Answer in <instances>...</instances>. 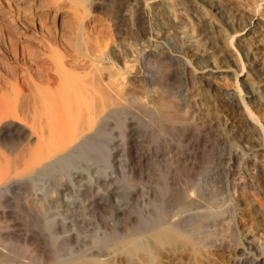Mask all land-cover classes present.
Segmentation results:
<instances>
[{
    "label": "bare ground",
    "instance_id": "1",
    "mask_svg": "<svg viewBox=\"0 0 264 264\" xmlns=\"http://www.w3.org/2000/svg\"><path fill=\"white\" fill-rule=\"evenodd\" d=\"M56 1L18 0L43 12ZM66 1L67 12L72 6L69 20L65 19L68 22L60 21L51 32L41 25L40 18L36 27L30 21L26 26H34L31 32L36 37L24 34L26 46L3 50L10 55L9 62L0 63V264H220L221 252L227 256V264H264L263 221L255 220L262 228L242 233L233 214L234 206H240L238 181L242 176L238 169H261L263 173L249 181L256 191H264V163L255 157L264 153L263 19L248 14L249 10L245 13L238 0H187L198 27L196 36L182 44L183 55H158L155 44L133 42L135 46L127 49L120 41L125 39L127 21L131 32L133 24L148 18L141 0H115L120 4L119 13L107 12L114 26L113 47L88 31L86 19L94 0ZM164 1L145 0L154 21L159 22L167 12ZM179 1L168 2L179 5ZM172 27L151 29L164 34ZM224 28L230 30L228 38L222 34ZM232 38L233 51L228 49ZM162 64L179 70L188 83H193L192 73L198 74L202 86L227 104L242 131L233 137L238 128L234 125V131L227 128L223 134L200 126L207 141L214 142L209 151L217 154L214 162L219 166L199 167L195 160L180 159L179 167L188 173L185 179L183 172L185 181L180 187L170 179L175 170L171 149L165 150L160 143L165 127L177 132L190 130L186 127L190 110L184 109L188 102L181 107L166 90H161L159 97L147 96L145 85L156 79ZM224 64L232 68L227 70L230 73H222L226 72ZM243 70L245 76L239 78ZM248 76L253 81L248 82ZM226 79L239 87L229 90ZM194 128L189 131L191 137H198L195 129L199 128ZM235 137L242 138V144ZM83 160L91 162L99 175L84 173L82 168L72 179L56 176L58 180L47 195L35 193L34 177L67 172ZM74 187V198L64 200V193ZM11 188H21L20 195L15 193L20 197L24 191L23 198H18L21 214L8 206ZM87 226L93 231L85 240L79 231L85 228L80 232L86 235ZM37 239L43 240L42 249L32 246V240L36 244Z\"/></svg>",
    "mask_w": 264,
    "mask_h": 264
},
{
    "label": "rangeland",
    "instance_id": "2",
    "mask_svg": "<svg viewBox=\"0 0 264 264\" xmlns=\"http://www.w3.org/2000/svg\"><path fill=\"white\" fill-rule=\"evenodd\" d=\"M59 1L60 0H58V1H56V3H55V5L53 4V5H51V7H49L47 10H44V12L43 11H36V9H30V7L29 6H27V4L25 3H19L18 2V0L16 1V0H0V63L1 64H5V63H7V62H9V55H10V53H8L7 55L4 53V51L3 50H5V49H8V48H10V49H14V48H18L19 46H26V42L24 41V34H25V36H32L33 35V33L31 32L32 31V29H34V26L32 27V26H29V27H27L26 26V24L28 25V22L30 23V21H33V23L35 24V27L36 26H38V24L36 23V20L38 19V18H40L41 19V25L45 28V29H47L48 31H51V32H53V31H55L57 28H58V25H59V23H60V21H64L65 19L66 20H69V17H67L68 15V13H69V16H70V11H71V7H70V9L68 10V12H67V8L66 7H68L69 5H67V4H70L68 1H66V0H61L60 1V3H59ZM62 1H64V3L62 2ZM67 2V4H66V2ZM95 1V2H94ZM93 1V3L91 4V6H90V8H89V15H88V17H87V19H86V24H87V28H88V31H90L89 33L91 34V35H95V34H97L96 36L97 37H99L100 38V40H101V42L102 41H109V46L111 45L112 47L113 46H115V42L114 41H112V40H114L115 39V35H112V34H115V32H114V26H112V21H110L111 19L108 17L109 16V13L111 12V9H112V13L115 11L116 13L118 12V9H119V6H118V4H119V2L118 1H115V0H94ZM98 1V2H97ZM144 1V2H143ZM167 1V0H166ZM166 1H164L165 2V4L168 6H166L167 7V12L165 13V15H164V17L161 19H159V22L158 21H154V19L152 18V14H153V12H152V9H150V5L149 4H145L144 5V3H146L145 2V0H141L140 2H141V4H143V6H145L144 7V10H145V12H146V14H147V16H148V18H145V19H143V20H139L138 21V23L137 24H133V26L134 27H132L131 26V29H133V30H131V32H130V29H128L129 27H128V24H129V21H127L126 22V26H124L123 27V29L125 28H127V32H126V30L125 31H123V29H122V34H124L125 32V34H126V36L124 35V38L125 39H123V37H122V39L120 40L121 41V43H122V47L123 48H127L128 49V45L130 46H135V45H137L139 42L141 43H144V41H145V44H148V45H152V44H155L156 45V47L157 48H155V52H157V53H159L158 55H161V54H164V53H167V52H173V53H179V54H181V55H183L184 54V52L182 51L183 49H182V44H184V43H186L187 41H189L191 38H193V36H196V34H197V30H198V27L196 26V25H194V24H196L195 23V21H194V19L192 18V15H191V12H192V9H191V7L189 8V6H190V4H189V2H187V0H180L181 1V3H180V1H179V5L178 4H174L173 2H168V1H170V0H168L167 1V3H166ZM172 1V0H171ZM183 1V2H182ZM242 1V2H241ZM247 1V2H246ZM260 1V2H259ZM62 2V3H61ZM97 2V3H96ZM238 3H239V5H240V7H242V9L243 8H245V13H247L248 12V10H249V12H248V14H250L251 12H253L252 14H256L255 16H257V17H261L260 19L262 20L263 19V21H264V0H245V2L243 1V0H238L237 1ZM170 3H172V5L173 6H171V4ZM245 3H247V4H245ZM60 4V5H59ZM61 4H62V6H61ZM64 4H66V5H64ZM95 4V5H94ZM101 4V5H100ZM181 4V5H180ZM71 5V4H70ZM97 5V6H96ZM120 5V4H119ZM179 7H178V6ZM183 5V6H182ZM243 5V6H242ZM57 6V7H56ZM66 6V7H65ZM110 6H111V8H110ZM247 6V7H246ZM14 7V8H13ZM54 7H56V9L54 8ZM59 7V8H58ZM63 7H65L64 9H63ZM106 7V8H105ZM254 7H255V9H254ZM9 8H10V10H9ZM16 8V9H15ZM102 8H104V9H102ZM115 8V9H114ZM91 9V10H90ZM101 9V10H100ZM109 9V10H108ZM171 9V10H170ZM257 10V11H256ZM91 11V12H90ZM102 11V12H101ZM247 11V12H246ZM7 12V13H6ZM17 12V13H16ZM19 12V13H18ZM22 12V13H21ZM104 12H106V13H104ZM107 12H109L108 14H107ZM114 12V13H115ZM261 12V13H260ZM11 13V14H10ZM40 13V14H39ZM113 13V14H114ZM119 13V12H118ZM8 14V15H7ZM23 14V15H22ZM66 14V15H65ZM150 14V15H149ZM260 14V15H259ZM42 15V16H41ZM107 16V18H106V16ZM190 16V17H189ZM19 17V18H18ZM216 18V17H215ZM43 19V20H42ZM63 19V20H62ZM147 19V20H146ZM193 19V20H192ZM65 20V22H68V21H66ZM163 20H164V22H163ZM218 19H216L215 20V22H216V24L217 25H219V26H222L221 25V22H220V20H218ZM148 21H150L151 23H152V25H151V23L150 22H148ZM154 21V22H153ZM173 21V22H172ZM107 24H106V23ZM110 22V23H109ZM141 22V23H140ZM146 22V23H145ZM148 22V23H147ZM156 22V23H155ZM158 22V23H157ZM163 22V23H162ZM170 22V23H169ZM175 22V23H174ZM220 22V23H219ZM145 23V24H144ZM155 23V25H153ZM161 25H160V24ZM168 23V24H167ZM192 23V24H191ZM37 24V25H36ZM44 24V25H43ZM111 24V25H110ZM176 24V25H175ZM178 24V25H177ZM138 25V26H137ZM164 25V26H163ZM166 25V26H165ZM168 25V26H167ZM170 25H173V27L172 28H170V29H165V33L164 34H157V32L154 30H152L151 28H154V27H160V28H163V27H169ZM180 25H181V27H180ZM194 25V26H193ZM13 26V27H12ZM142 26V27H141ZM177 26V27H176ZM31 27V28H30ZM136 27H138L137 29H139V30H137L136 29ZM150 27V28H149ZM92 30H90V29ZM109 28V29H108ZM135 28V29H134ZM148 28V29H147ZM156 28H154V29H156ZM141 29L143 30V31H141ZM149 29H150V32H148L149 31ZM178 29H180V30H178ZM226 28H224L223 30L221 29V31H222V34L223 35H225L226 37L225 38H228V34L230 33V30L229 29H226ZM113 32H112V31ZM129 30V31H128ZM134 30L137 32L138 31V35H137V33L136 32H134ZM147 30V31H146ZM225 30V31H224ZM10 31V32H9ZM152 31L154 32L153 33V36H152ZM176 31V32H175ZM178 31V32H177ZM92 32H94V33H92ZM155 32H156V34H155ZM136 33V34H135ZM151 33V34H150ZM167 33V34H166ZM15 34H16V36H15ZM111 34V35H110ZM166 34V35H165ZM109 35H110V38H112V39H110V38H108L109 37ZM143 35V36H142ZM150 35H151V38H150ZM149 36V37H148ZM159 38H158V37ZM181 36V37H180ZM18 37V38H17ZM32 37H36L35 35H33ZM133 37V38H132ZM143 37L144 38H147V39H149V40H144L143 39ZM157 37V38H156ZM161 37H163V38H161ZM191 37V38H190ZM11 38V39H10ZM99 38H97L98 40H99ZM114 38V39H113ZM132 40H131V39ZM154 38H155V40H154ZM186 38V39H185ZM16 39V40H15ZM136 39H138V40H136ZM180 39V40H179ZM182 39V40H181ZM185 39V40H184ZM187 39H189V40H187ZM11 40V41H10ZM99 40V41H100ZM124 40H126V42L124 41ZM141 40V41H140ZM175 40V41H174ZM184 40V41H183ZM221 40H222V38H221ZM221 40L220 39H218V43H219V45L221 44L222 45V43H221ZM233 40V41H232ZM232 40H231V44L232 45H230V47H228V45H226L227 47H228V49H234V45H233V43L235 42V38H232ZM131 41V42H130ZM12 42V43H11ZM113 42V43H112ZM130 42V43H129ZM135 43V45H134V43ZM149 42V43H148ZM175 42V43H174ZM180 42H181V44H180ZM19 43V44H18ZM120 43V44H121ZM128 43V44H127ZM131 43H133V44H131ZM137 43V44H136ZM177 43V44H176ZM16 44V45H15ZM21 44V45H20ZM114 44V45H113ZM124 44V45H123ZM226 44V43H225ZM7 45V46H6ZM158 45V46H157ZM6 46V47H5ZM27 46H29V47H31V45H27ZM24 48V47H23ZM10 49H8V50H10ZM157 49V50H156ZM158 49H160V50H158ZM165 49V50H164ZM171 49H173V50H171ZM180 49V51L178 52V50ZM230 49V50H231ZM161 51V52H160ZM231 51H233V50H231ZM164 52V53H163ZM186 54V53H185ZM234 56L236 57V55L234 54ZM233 56V57H234ZM7 58V59H6ZM11 58V57H10ZM236 59V58H235ZM236 60H238V57H237V59ZM2 61V62H1ZM163 65V64H162ZM149 67H151V65H149ZM227 67V68H226ZM172 68V67H171ZM167 69V70H166ZM190 69V68H189ZM191 71H194V68L193 67H191ZM223 69L224 70H226V72L225 71H223L222 73H230L231 71H227L228 69L229 70H231L232 68H229L228 66H225V64L223 65ZM164 70V71H163ZM172 70H174V71H172ZM245 70H247L246 68H245ZM245 70H243V72H239V74H241L240 76H239V78H244V74H245ZM163 72V73H162ZM171 72V73H170ZM165 73V74H164ZM173 73V74H172ZM176 73V74H175ZM159 74V75H158ZM158 74L156 75V79H154V80H152L149 84H147V85H145L146 87H147V90H146V92L148 91V93L149 94H151L150 96H149V94L148 93H146V95L148 96V97H152V96H154V97H159V96H161L162 94H161V90H166L167 91V93H169V94H171L170 95V98L171 99H175V103L177 102H179L178 103V105H180L181 103L182 104H185V103H187V104H189V106L187 105V104H185V106L187 105V107H184V105H182L183 107H184V109H186L187 111L188 110H190V113L188 114V112L186 113V114H188L187 115V117H188V119H189V121L187 122V121H185V123H186V127L188 128L189 126H190V130L189 131H191V130H193V128H194V126H196L197 124V126L198 127H195V128H199L198 130H199V132H198V130L196 131V129H195V132L196 133H198L199 135H200V137H199V135H198V137H196V136H192L191 137V132H180V130H179V132H177L178 130H172V131H174V132H172L171 130H170V128L168 129V128H166L165 127V130L164 131H166V132H164L163 131V139L161 140L162 142L160 143V145H161V147L163 148L164 147V149L166 150V149H171V150H169V153L171 154L170 155V157H171V162H172V165H173V167H175V170L174 171H172V172H170V179H172V178H174L173 179V181L175 182L176 181V183H178V184H176V185H178L179 187L181 186L180 185V183L181 184H183L184 183V181H185V179H187V176H188V173H187V171L186 170H183L182 171V168L181 167H179L180 165V163L182 162H180V159H185V158H187L188 160L190 159V161L192 162V161H194L195 160V162L197 163V165L199 166V167H205V166H213V163H214V166H216V168L215 167H213V168H215V169H217L218 168V164H216L215 162H216V160H215V157L217 156V154H216V156H215V153H213V151H212V149H210V151H209V148H211L213 145H214V142H211V140L209 141H207V135L204 133V131H202L203 129L202 128H210L214 133H224L225 132V129H231V130H233V127H238L237 129H236V131H235V133H233L232 135H233V137L234 136H237V137H239V135L242 133V131H241V127H239L238 126V124H236V122H235V120H234V118H232V115H231V112L229 111V107H228V109H227V104H225L224 105V103L222 102V100L218 97L219 95L218 94H214V92L213 91H211V90H209V88H206L205 86H202V83L200 82V79L198 78V74H195V73H192V78H194L193 79V83H188V82H185V81H183V77H181L182 76V74H181V72L179 71V70H176L175 68H173V69H170V68H167V67H165V65H163V66H160V72H158ZM178 74V75H177ZM167 77V78H166ZM174 77V78H173ZM162 79V80H161ZM252 78H249V76H248V82H250V81H253V80H251ZM157 80V81H156ZM182 80V81H181ZM231 80V81H230ZM155 81V82H154ZM159 81V82H158ZM164 81V82H163ZM226 81H228L227 83H228V88H229V90L230 89H237V87H239V85H233V83H232V79H226ZM168 82V83H167ZM195 82V83H194ZM152 83V85H150ZM156 83V84H155ZM181 83H182V85H181ZM198 83V84H197ZM136 85H137V83H135ZM139 84V83H138ZM158 84V85H157ZM161 84V85H160ZM164 84H165V87H164ZM192 84V85H191ZM230 84H232V85H230ZM238 84V83H237ZM139 85H141V86H144V85H142V84H139ZM160 85V86H159ZM196 85V86H195ZM169 86V87H168ZM161 89H160V88ZM173 87V88H172ZM187 87H189V88H187ZM149 88V89H148ZM165 88V89H164ZM170 88V89H169ZM182 88V89H181ZM188 90H187V89ZM144 89H146V88H144L143 87V90ZM152 89V90H151ZM158 89V90H157ZM207 89V90H206ZM239 89V88H238ZM139 90H141V89H139ZM138 90V91H139ZM151 90V91H150ZM183 90V91H182ZM145 91V90H144ZM155 91V92H154ZM178 91V92H177ZM152 92V93H151ZM188 93H189V95H188ZM212 93V94H211ZM154 94H156V95H154ZM161 94V95H160ZM176 94V95H175ZM191 94H193V95H191ZM183 95H184V98H183ZM174 96V97H173ZM186 96V97H185ZM194 96V97H193ZM180 99H179V98ZM188 97V98H187ZM200 98V99H199ZM177 99H178V101H177ZM189 100V101H188ZM221 100V101H220ZM186 101V102H185ZM193 102V103H192ZM219 104H218V103ZM197 103V104H196ZM217 103V104H216ZM221 103V104H220ZM180 105V106H181ZM181 106V107H182ZM195 106V107H194ZM193 107V108H192ZM216 107V108H215ZM223 107V108H222ZM251 108L253 109V111L255 110V108H253L252 106H251ZM216 109V110H215ZM229 111V112H226V111ZM199 111V112H198ZM202 111V112H201ZM223 111V112H222ZM256 111V110H255ZM225 112V113H224ZM206 113V114H205ZM216 113V114H215ZM227 115V116H226ZM189 116L192 118H189ZM200 116V117H199ZM231 116V117H230ZM187 119V120H188ZM194 119V120H193ZM193 120V121H192ZM191 121V122H190ZM190 123V124H189ZM201 123V124H200ZM194 125V126H193ZM234 125V126H233ZM193 126V127H192ZM200 126H201V129H200ZM203 126V127H202ZM217 126V127H216ZM231 126H233V127H231ZM221 127V128H220ZM192 128V129H191ZM213 128V129H212ZM216 128V129H215ZM202 132H201V131ZM216 130H218V132L216 131ZM216 131V132H215ZM234 131V130H233ZM177 132V133H176ZM176 135H175V134ZM179 133V134H178ZM184 133V134H183ZM204 133V134H203ZM240 133V134H239ZM164 134H166V135H164ZM171 134V135H170ZM239 134V135H238ZM170 135V136H169ZM166 136V137H165ZM161 137H162V135H161ZM188 137V138H187ZM237 137H235L236 139H237ZM243 137H245V136H242V138ZM166 138V139H165ZM172 138V139H171ZM175 138V139H174ZM242 138H241V141H239L238 139H237V141H239V143L241 142V144H242ZM188 139V140H187ZM165 140V141H164ZM213 141V140H212ZM179 142V143H178ZM196 142V143H195ZM192 143V144H191ZM211 143V144H210ZM165 144V145H164ZM213 144V145H212ZM182 145V146H181ZM185 146V147H184ZM168 147H170V148H168ZM182 147V148H181ZM206 147V148H205ZM215 147V146H214ZM179 148H181V150L179 149ZM199 148V149H198ZM203 148H205V149H203ZM205 152H204V151ZM208 150V151H207ZM216 150V149H215ZM175 151V152H174ZM182 151V152H181ZM198 151V152H197ZM203 153H202V152ZM206 151H207V153H206ZM180 152H181V154H180ZM211 152V153H210ZM185 154V156H184V154ZM213 153V154H212ZM259 153V154H258ZM257 153V155L258 156H255L256 158H258V160H259V163L261 164V163H264V153L263 152H258ZM180 154V155H179ZM206 154V155H205ZM202 155H204V156H202ZM210 155V156H209ZM212 155V156H211ZM214 155V156H213ZM250 155V157H254L253 156V154L251 155V154H249ZM184 156V157H183ZM187 156V157H186ZM189 156V157H188ZM194 157V158H193ZM193 158V159H192ZM214 160H215V162H214ZM175 161V162H174ZM177 161H179L178 163H177ZM213 161V162H212ZM83 162H85V163H83ZM83 162H79V164L77 163L75 166H73V167H75L74 169H73V167L69 170V171H62L61 170V172L60 171H54V172H52V173H50V172H47V174H46V172L45 173H42V174H40L41 175V177H39L40 175H37L38 176V178H37V176L36 177H34L33 179V181H32V183L34 182L35 184H34V187L36 186V188H38L36 191H35V189H31V191L30 192H32V193H34V191H35V193H38V195H43V193H44V195H47V193H48V191L50 190H52L53 189V187L55 186L54 185V182H55V180H58V178L60 177V179H68V177L69 178H74V172L75 171H79L80 169L82 170V168H83V171L82 172H84V173H86L87 172V174H88V172H89V174L90 175H93L94 176V174H95V176H97V175H99V173L98 172H96L95 171V166L91 163V162H87V160H83ZM90 163V164H89ZM81 164V165H80ZM174 164H175V166H174ZM80 165V166H79ZM77 166V167H76ZM80 167V168H79ZM77 168H79V169H77ZM75 169H77V170H75ZM214 169V170H215ZM80 170V171H81ZM88 170V171H87ZM181 170V171H180ZM238 170H240V174H241V180L239 179V183L238 184H240V185H238V189H239V191H238V193H239V196H238V203L240 204V206L239 205H236V206H234V208H233V214H234V219H235V223H238L237 225L241 228L240 230H241V232L242 233H246L247 231H249V229H255L256 227H258V229L262 226V227H264V216L263 217H260L259 219L257 218V216L259 217V213H263L264 212V207H262V206H264V202H261V201H264L263 199H264V191H260V190H258L257 188V191L255 190V185H254V183L252 182V181H249L252 177H255V176H257V175H259V174H257V173H260V171H261V169H258L257 167H256V169H251L250 170V168L249 169H238ZM94 171H95V173H94ZM184 171H186V172H184ZM57 172H58V174H57ZM60 172V173H59ZM70 172V173H69ZM72 172V173H71ZM186 173V175L184 174V173ZM239 172V171H238ZM49 173V174H48ZM53 173H54V175H53ZM62 173H63V175H62ZM177 173V174H176ZM183 173V174H182ZM263 173V171H261V174ZM45 174V175H44ZM57 174V175H56ZM97 174V175H96ZM59 175H61V176H63V178H61V176H59ZM65 175L67 176V177H65ZM184 175H185V179H183L184 178ZM49 176V177H48ZM58 178H57V177ZM52 177V180L50 179ZM38 180H37V179ZM55 178V179H54ZM176 178V179H175ZM244 180H243V179ZM59 179V180H60ZM52 182H51V181ZM218 180V179H217ZM242 183H241V182ZM51 182V183H50ZM183 182V183H182ZM257 182V181H256ZM243 183H245V184H243ZM248 183H250V184H248ZM44 184V185H43ZM254 186V188H252ZM44 188V189H43ZM46 188V189H45ZM75 188L76 187H74V188H72L73 190H71V192L69 193V194H67V193H64V194H66V195H68L67 197L68 198H66V195L65 196H63V199L64 200H66V199H69V200H71V199H73L74 197V190H75ZM244 188V189H243ZM12 192H9V194L11 193V195L13 196L14 195V197H12L11 195H9V201L8 202H10V204L8 203V206H10L11 208H15L14 210H16V211H19L20 212V210L19 209H21V203H20V201L18 200V198L20 199L23 195H22V193L24 194V191H22V193H21V197L20 196H18V195H20V193H19V190L21 191L22 189L21 188H18V189H15L14 188V190L11 188L10 189ZM40 190V191H39ZM243 190V191H242ZM252 190V191H251ZM15 191V192H14ZM46 191V192H45ZM244 191H245V193H244ZM250 191V192H249ZM259 191V192H258ZM39 192H40V194H39ZM253 192H254V194H253ZM18 194V195H16V194ZM46 193V194H45ZM238 193H237V195H238ZM262 195H261V194ZM225 195V194H224ZM246 195V196H245ZM253 195V196H252ZM16 196H17V199H16ZM258 196V197H257ZM260 196H261V198H260ZM31 197V196H30ZM30 197L28 198V200L30 199ZM23 198V197H22ZM32 198V197H31ZM253 198H254V200H253ZM259 198L261 199V200H259ZM16 199V200H15ZM255 199H256V201H255ZM257 199H258V201H257ZM30 200H34V198H32V199H30ZM30 200H29V202H30ZM68 200V201H69ZM34 202V201H33ZM6 203V204H7ZM18 203H20L19 205H18ZM32 203V202H31ZM260 203H263V204H261L260 205ZM259 204V205H258ZM18 206H20V208H18ZM248 207H251V208H248ZM18 208V209H17ZM243 208V209H242ZM252 209H254L255 210V212H256V214H255V216L252 214V212H251V210ZM253 210V211H254ZM260 212H259V211ZM15 211V215H20L21 214V212H20V214L18 213V212H16ZM100 212V211H99ZM99 212H97V213H95V214H97V215H99L98 213ZM106 213H107V211H106ZM264 214V213H263ZM252 215H253V217H255V218H253L252 217ZM21 216V215H20ZM20 216H18L17 217V219L18 218H20ZM244 219H243V218ZM22 218V217H21ZM263 218V219H262ZM257 219V220H256ZM258 221L259 220V223L261 222V221H263V222H261L260 223V225L261 224H263V225H259V226H256V224H258V222H256V221ZM252 221V222H251ZM251 222V223H250ZM24 226V225H23ZM85 226V225H84ZM255 226V227H254ZM29 228H30V226H28ZM91 227V226H90ZM89 227V229H93L92 227L90 228ZM249 227V228H248ZM261 227V228H262ZM28 228V229H29ZM83 228V227H82ZM87 229H88V226L86 227ZM31 229L32 228H30L28 231L29 232H31ZM83 229H85V228H83ZM82 229V230H83ZM86 229V230H87ZM88 229V230H89ZM95 229H97V228H95ZM251 229V230H252ZM23 230L24 231H27V227H26V229L23 227ZM82 230H80L81 232H83L84 233V231H82ZM86 230H85V232H86ZM87 230V231H88ZM79 231V233H80V236L81 237H84L85 238V240L86 239H88V237L90 236V233H91V231H93V230H89V232H86L85 234L86 235H84L83 233H81ZM93 233V232H92ZM87 234H89V236L87 235ZM42 239H37L36 240V244H35V240H32V246L34 247V245H35V247L36 248H38V246H39V248L40 249H42L41 247L44 245H42V243L41 242H43V240L41 241ZM33 241H34V243H33ZM30 242V241H29ZM38 242H40V244L38 243ZM31 243V242H30ZM40 245H42V246H40ZM38 248V249H39ZM222 254V256H221V262H219L220 264H227V256H226V254H225V252H221ZM224 257V258H223ZM226 258V259H225Z\"/></svg>",
    "mask_w": 264,
    "mask_h": 264
}]
</instances>
